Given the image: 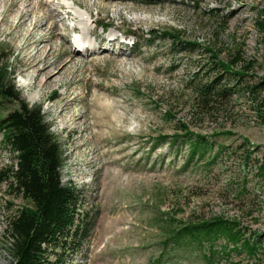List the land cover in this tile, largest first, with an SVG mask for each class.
<instances>
[{"label": "rangeland", "instance_id": "1", "mask_svg": "<svg viewBox=\"0 0 264 264\" xmlns=\"http://www.w3.org/2000/svg\"><path fill=\"white\" fill-rule=\"evenodd\" d=\"M50 1L60 3L65 16L52 13L57 24L53 40L65 44L50 58L62 51L61 60L72 58L57 85L45 86L44 79L24 85L34 52V47L23 50L24 36L41 8H34L27 26L19 29L11 27L17 16L10 12L0 24V47L22 99L41 106L60 144L62 182L80 189L82 210L95 222L88 243L69 264H206L193 246L166 242L181 222L197 218L239 222L251 242L260 236L264 246V174L258 172L264 161V120L258 100L235 89L214 97L204 113L191 111L196 100L192 84L212 83L222 75L210 52L224 63L239 55L231 68L246 74L231 80L225 75L218 88H243L264 77V28L259 25L264 26V0ZM21 7L30 10L32 4ZM74 14L77 21L69 19ZM75 24L95 43L93 48L81 52V42L74 48ZM42 26L33 39L49 31L48 24ZM163 30L177 39L154 37ZM150 31L153 43L143 37ZM122 34L127 36L121 44ZM37 91V100L30 101ZM15 107L7 104L0 116ZM183 123L213 150L189 159L181 138L172 143ZM158 136L167 139L158 142ZM219 147L224 149L213 159ZM11 163L0 133V169ZM13 189L0 183V264H12L8 221L21 207H32ZM231 262L264 264V252L256 259L241 252L214 259V264Z\"/></svg>", "mask_w": 264, "mask_h": 264}, {"label": "trees", "instance_id": "2", "mask_svg": "<svg viewBox=\"0 0 264 264\" xmlns=\"http://www.w3.org/2000/svg\"><path fill=\"white\" fill-rule=\"evenodd\" d=\"M106 25L107 28L110 27ZM259 25L264 28L261 22ZM155 33V38L177 39L169 30ZM151 34L150 31L143 36L149 43H153L154 39ZM2 53L3 48L0 47V109H5L7 104L12 103L16 107L0 116L1 143L12 154V163L0 169V183H8L15 192L32 203V207H21L8 221V253L12 264H69L73 256L81 252L88 243L95 222L82 210L80 189L72 183L62 182L63 153L60 144L51 132L41 106H30L22 99L15 87L11 66L3 60ZM210 53L212 63L221 69L222 75L212 83L192 84L196 100L191 111L198 108L204 113L213 105L214 97H224L226 93L236 89L256 97L257 110L264 120V77L243 88L235 84L218 88L220 79L225 75L230 76L231 80L232 75L240 78L246 74L244 70L234 71L231 68L233 62H239V55L234 61L224 63L216 53ZM179 129L182 132L172 136V143L181 138L188 145L189 159L196 155L197 158H202L206 151L213 150V144L205 137L189 131L187 124L183 123ZM158 137V142L167 139L166 136ZM243 141L249 143L245 138ZM223 149L224 147L217 148L212 158L216 159ZM249 156L250 154L245 156V159L249 160ZM186 163H189L188 160ZM258 172L264 174V161ZM246 233L247 228L233 220L223 217L207 220L197 218L181 222L178 228L171 231L166 242L173 241L176 246H193L202 253L206 264H214L219 253L230 259L231 254L241 252L248 258L256 259L264 252L263 243L260 236L251 242ZM217 243L218 248H214ZM205 244L209 245L206 253L201 252Z\"/></svg>", "mask_w": 264, "mask_h": 264}, {"label": "bare ground", "instance_id": "3", "mask_svg": "<svg viewBox=\"0 0 264 264\" xmlns=\"http://www.w3.org/2000/svg\"><path fill=\"white\" fill-rule=\"evenodd\" d=\"M27 2H30L32 4L30 10H25L21 7L23 3ZM47 2L50 4V6H52L50 10H48V8H45V6H48ZM74 3L78 6L82 5V3L76 1H74ZM34 8H41L42 14L40 15V17L34 19V21L30 24L31 29H28L24 36V43L22 47L23 50H26L29 47H34V52L29 56L27 63V68L29 69L30 76L28 81L24 82V85L29 86L30 84L32 85V83H35L36 81L40 83L41 80L44 79L43 84L45 86H55L62 78L63 70L67 67V64H70L72 62V58H69L66 61L60 59L61 56L65 55V51H62L58 56L56 55V58L53 60L50 58L51 54L55 50L60 49L65 44L62 41L57 44L53 40L57 36V24L52 18V13L55 12V14L59 16L63 15L62 19L65 18L61 10L62 5L57 2H51L50 0H0V24L6 23L7 15L10 12H13L17 16V21L15 22V24L11 25V27L19 29L20 27H23L25 25L27 26L29 16L32 14ZM43 8H45V10ZM84 8L85 11H87L86 13L90 16L89 8ZM68 11L66 12L67 15L70 14V12ZM43 24L49 25V31L47 33H44L42 31L40 32L37 39H33L34 31H41L43 29ZM71 29L74 28L71 27ZM108 36H110L108 38H113L114 35L109 34ZM18 37H21V34H19ZM86 38V35L83 36V38L81 37V46L78 45L80 41H75L77 44H75L74 48L76 49L77 46H80L82 52V49L85 46L84 42L86 41ZM90 45V47L93 48L95 46V43L91 42ZM67 54L69 53L67 52ZM38 92L39 91L31 95L29 97V100H37V97L39 95Z\"/></svg>", "mask_w": 264, "mask_h": 264}]
</instances>
